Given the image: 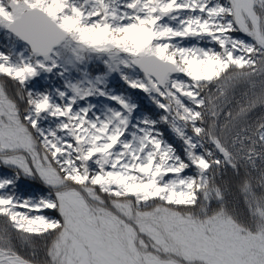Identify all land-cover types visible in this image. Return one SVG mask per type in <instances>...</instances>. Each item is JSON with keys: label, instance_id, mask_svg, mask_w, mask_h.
<instances>
[{"label": "snow or ice", "instance_id": "obj_1", "mask_svg": "<svg viewBox=\"0 0 264 264\" xmlns=\"http://www.w3.org/2000/svg\"><path fill=\"white\" fill-rule=\"evenodd\" d=\"M0 35V264H264V0H0Z\"/></svg>", "mask_w": 264, "mask_h": 264}, {"label": "trees", "instance_id": "obj_2", "mask_svg": "<svg viewBox=\"0 0 264 264\" xmlns=\"http://www.w3.org/2000/svg\"><path fill=\"white\" fill-rule=\"evenodd\" d=\"M237 35H240V34H237ZM0 43H3V36L0 35ZM93 70H95V65H93ZM0 79H3V78H0ZM45 85V82L44 81H40L38 82L35 87L37 88H43V86ZM111 85L112 87H114L116 90H122L124 88H126L125 85H123V82L119 80V78L117 77L116 79L112 80L111 82ZM7 89L9 91L10 94H13L14 91H15V86L12 84L11 81H8L7 83ZM243 91L242 88H238L237 89V98H239L240 96V93ZM133 95H135L140 101H141V105H142V108H148V107H151L152 111L155 112V111H158L154 108V106H150L149 104V101H147V99L144 97V95L142 93H139V92H134ZM262 113H264V109H261V108H257L255 110V112L252 114V119L254 120L257 116L261 115ZM221 122H223V119L221 120ZM162 131L164 132L165 134V137L167 139H170V140H175L174 137H172V134L170 133V131L167 129V126L166 125H161L160 126ZM176 144H177V147H179V142L176 141ZM257 176V173H253V177L255 178ZM254 184L256 183L255 179H254ZM28 182L26 181H21V186L23 187L24 185H26ZM256 191H257V194L259 195L260 192H261V189H259L258 187L256 188ZM229 199L236 202L237 205H238V208L241 212L242 215H244L245 213V205L243 203V197L240 193H238L236 191V188H235V185H233V188L229 194ZM51 215H56L55 213H50ZM38 244V254L40 256V258L42 259L43 258V244L44 242L43 241H38L37 242Z\"/></svg>", "mask_w": 264, "mask_h": 264}]
</instances>
